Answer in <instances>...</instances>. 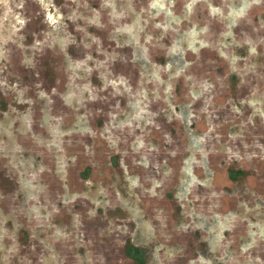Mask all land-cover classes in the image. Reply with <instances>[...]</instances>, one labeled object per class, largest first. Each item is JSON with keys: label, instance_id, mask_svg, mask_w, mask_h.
<instances>
[{"label": "rangeland", "instance_id": "rangeland-1", "mask_svg": "<svg viewBox=\"0 0 264 264\" xmlns=\"http://www.w3.org/2000/svg\"><path fill=\"white\" fill-rule=\"evenodd\" d=\"M207 113L209 148L260 145L264 0H0V264H264L260 207L152 216L200 172L159 126Z\"/></svg>", "mask_w": 264, "mask_h": 264}, {"label": "flooded vegetation", "instance_id": "flooded-vegetation-1", "mask_svg": "<svg viewBox=\"0 0 264 264\" xmlns=\"http://www.w3.org/2000/svg\"><path fill=\"white\" fill-rule=\"evenodd\" d=\"M225 100L226 96L223 100H213L214 116H216L217 121L220 118L225 122L231 115L243 116V111L241 110L233 112V110H230L231 108L226 109L228 106ZM211 117L210 113L204 116H198L187 127L180 126L173 119H168L167 123H169V126H159L160 135H163V138H176L177 140L182 133L185 134L183 143L189 144L185 145L186 155H189L186 161L187 170L194 169V166L195 168H200V172H186V174L190 173L192 176V182L187 183L186 187H184L183 181L169 184L165 195L156 198L155 202L158 204L154 203L150 207L154 213L152 214L154 218L160 220L161 216L159 213L162 212V209H160L159 204L163 203L164 200L170 203L171 201L175 202L182 207L179 200L185 195H189L190 198L189 201H186L187 205L185 209H191L190 211L192 213L203 210L211 212L217 217L230 216L236 212L240 203L244 202L246 204V217L250 218V216H253L251 209L253 210L256 206L262 209L260 211V217H264V163H257L260 159H263L261 162H264V156L256 157V150L259 149L258 151L260 153L264 151V120L262 121L263 124L261 122L252 124L253 133L248 130L244 132L241 129L237 134L238 138L243 137L242 132L255 135L256 138L260 139V145H255V140L253 141L252 139L246 143V146L239 147L240 150L238 152L228 151L225 154L222 150L218 151L214 148H209L210 142L205 139L206 134L216 129V124L217 127H220L219 124H222V121L214 124ZM223 129L225 130V127ZM219 134L221 135V132ZM238 138L236 139L237 143L242 141ZM241 145L243 144L241 143ZM253 149L255 151H252ZM252 157H255L257 161H251ZM186 215L187 213L181 211V209L179 211L175 209L171 210V218L173 219V225L176 230L182 229L180 227L185 226L187 223ZM182 232V234L178 235L179 238L186 239L187 241L191 239L189 230ZM176 233L173 232V235ZM203 249H210L206 240H204ZM195 250L196 248H194ZM127 252L138 257L144 254V250L139 245L137 246L133 243L132 246L130 245V251L128 250ZM218 264H222V262Z\"/></svg>", "mask_w": 264, "mask_h": 264}]
</instances>
